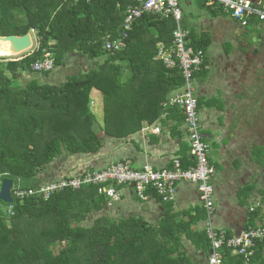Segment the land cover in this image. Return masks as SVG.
I'll return each instance as SVG.
<instances>
[{"label":"trees","instance_id":"trees-1","mask_svg":"<svg viewBox=\"0 0 264 264\" xmlns=\"http://www.w3.org/2000/svg\"><path fill=\"white\" fill-rule=\"evenodd\" d=\"M130 4L0 0V36L31 33L36 40L33 50L19 59L0 62V178L14 182L13 203L0 200V264H200L184 249L183 233L210 253L206 232L194 233L191 221L166 215L156 228L141 217L102 216L109 200L97 186L57 191L47 199L39 193V176L61 157L98 154L103 137L129 139L165 114L170 116L163 123L172 114L185 122L178 109L165 107L173 92L183 90L182 73L155 60L160 45L172 44V19L146 15L128 32L125 50H106L107 42L124 32ZM189 41L206 54L209 40L196 39L190 32ZM47 53L54 56L55 69L75 54L97 63L59 86L40 84L36 77L50 72L37 73L33 65ZM27 76L32 79L26 84ZM94 92L104 98L103 127L91 109ZM182 162L184 167L193 164L186 155ZM91 172L96 171L79 176ZM17 190L35 194L21 200L15 196ZM258 216V211L250 214L252 224ZM224 264L246 261L226 250ZM249 264H264V242L257 244Z\"/></svg>","mask_w":264,"mask_h":264},{"label":"crops","instance_id":"crops-1","mask_svg":"<svg viewBox=\"0 0 264 264\" xmlns=\"http://www.w3.org/2000/svg\"><path fill=\"white\" fill-rule=\"evenodd\" d=\"M192 1L197 0H180L182 26L194 38L210 41L200 72L203 76H196L194 91L200 103L203 133L210 145V162L217 169L213 180L215 212L209 218L197 186L180 182L175 188L174 201L169 203H164L155 193L142 201L134 187H120L122 200L115 205L116 215L109 212L113 206L110 201L105 215V209L101 215L114 219L141 217L156 228L168 215L182 222L191 221L196 234L212 226L226 230L230 236H240L247 227L260 224L261 216L251 223L249 207L257 201L264 202V23L252 20L243 26L205 0L196 14L190 8ZM253 2L264 7V0ZM124 66L127 79L129 73ZM99 95L94 92L91 97V109L103 126L104 106L100 105ZM178 112L182 113L179 109ZM169 116L165 114L161 121L126 140L105 136L98 154L65 156L59 168L55 171L50 168L39 178L45 183L50 179L79 176L124 159L132 160L136 168L150 165L156 170L171 168L177 157L182 159L186 155L191 160L185 122L172 114L173 118L163 123ZM156 128L160 133L154 132ZM182 245L193 261L208 264L210 253L198 249L186 233L182 234Z\"/></svg>","mask_w":264,"mask_h":264},{"label":"built area","instance_id":"built-area-1","mask_svg":"<svg viewBox=\"0 0 264 264\" xmlns=\"http://www.w3.org/2000/svg\"><path fill=\"white\" fill-rule=\"evenodd\" d=\"M124 22V32L120 38L107 42L109 52H122L127 48L128 32L133 29L136 21L146 15L172 19L175 24L171 46L160 45L156 61H162L167 69H179L185 80L184 88L177 91L165 107L179 109L185 118V126L190 144L192 165L183 166L182 159L173 160L172 167L156 170L150 165L136 168L131 160L112 163L103 170L86 173L82 176L68 177L60 182L41 188L40 194L45 198L57 191L66 189L79 190L84 186L99 187V194L105 195L110 202L122 200L120 187H134L142 201L150 198L154 192L164 203L174 201L175 188L180 182H189L197 186L202 204L209 218L215 212L213 180L217 169L210 162V145L203 133L200 116L199 100L194 91V75L202 70L206 54L190 45V31L182 26L183 11L180 0H128ZM210 6L220 7L234 20L247 26L252 20L264 23V7L254 4L253 0H205ZM55 69L53 55L47 53L45 60L33 65L37 73L52 72ZM156 133L160 129L156 128ZM14 190V189H13ZM34 191L17 190L15 196L21 200L34 195ZM251 213L260 212L261 222L257 226H249L240 236H230L224 230L212 226L206 229L210 242L208 264H224V252L230 250L235 256H242L249 264L255 255L258 243L264 242V202L257 201L249 207Z\"/></svg>","mask_w":264,"mask_h":264},{"label":"rangeland","instance_id":"rangeland-1","mask_svg":"<svg viewBox=\"0 0 264 264\" xmlns=\"http://www.w3.org/2000/svg\"><path fill=\"white\" fill-rule=\"evenodd\" d=\"M190 2V1H189ZM193 2V1H192ZM205 3L204 1L202 0H197V1H194L193 2V5L190 7L193 11L197 12L196 14H198L199 12V6H204ZM183 7H187L186 4H183ZM186 9V8H184ZM187 15V12L185 13ZM187 19V18H186ZM33 38H34V35H33ZM35 40V38H34ZM36 42V40L34 41V43ZM35 46V45H34ZM24 55V54H23ZM20 57H22V55L20 56H16V57H7V56H2L0 55V62L1 63H7V61H10V60H13V59H19ZM54 58V56H53ZM4 59H7V60H4ZM100 63H103V60L99 61ZM96 63L95 61H88L87 58L81 56V54H75L74 56H70L64 63V66L63 67H59V68H56L54 69L52 72H50L49 75L47 76H37L36 79L38 80V82L40 84H49V85H61L62 83H65L67 81V79L69 77H72L74 75H78L79 73H88L91 69H94V67L96 66ZM124 69L126 70L125 66H124ZM128 70V69H127ZM32 78H30V76H27L26 78V81L25 83H29L31 81ZM64 81V82H62ZM62 82V83H61ZM176 92H173L168 101L170 100V98L175 94ZM98 99L100 100V105L101 106H104V98L102 95H99ZM94 104V103H92ZM200 116V115H199ZM103 127V126H101ZM63 158V157H61ZM58 159L55 161V163L52 165L51 167V170L52 171H55L57 168H59V164L62 163L63 159ZM112 164V163H111ZM61 168V167H60ZM62 175V174H61ZM63 178H58L57 180H47L45 183L44 181L41 183V187H46L48 185H51L53 183H55V181H58L60 182L61 180H63ZM120 201L118 202H111L112 203V207L110 208L109 212L112 214V215H116V204L119 203ZM2 208L4 210H6L8 213H9V208H4L2 206ZM107 209L104 210L103 214L105 215V212H106ZM98 215V214H96ZM107 215V214H106ZM100 216V215H99ZM96 218V216H94ZM92 222V219H90L86 224L87 225H90ZM154 223V222H153ZM226 231V230H224ZM227 232V231H226ZM228 233V232H227ZM209 259V258H208Z\"/></svg>","mask_w":264,"mask_h":264},{"label":"water","instance_id":"water-1","mask_svg":"<svg viewBox=\"0 0 264 264\" xmlns=\"http://www.w3.org/2000/svg\"><path fill=\"white\" fill-rule=\"evenodd\" d=\"M34 38L31 33L24 36L9 35L0 36V52H8L7 57H16L30 52L34 48ZM14 182L0 178V200L6 204L13 203L12 191Z\"/></svg>","mask_w":264,"mask_h":264},{"label":"bare ground","instance_id":"bare-ground-1","mask_svg":"<svg viewBox=\"0 0 264 264\" xmlns=\"http://www.w3.org/2000/svg\"><path fill=\"white\" fill-rule=\"evenodd\" d=\"M0 55H2V56H9V53L2 51V52H0Z\"/></svg>","mask_w":264,"mask_h":264}]
</instances>
